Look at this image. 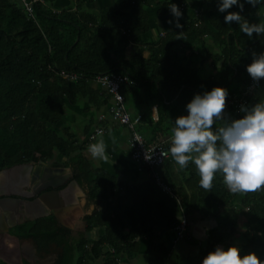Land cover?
<instances>
[{
  "label": "trees",
  "instance_id": "trees-1",
  "mask_svg": "<svg viewBox=\"0 0 264 264\" xmlns=\"http://www.w3.org/2000/svg\"><path fill=\"white\" fill-rule=\"evenodd\" d=\"M95 1L74 0L69 7L57 11L37 0L33 17L24 0H0V171L39 160L52 161L55 166L72 164L73 179L89 186L91 199L105 193L121 197L120 189H124V199L129 201L123 202L130 205L115 208L113 214L96 211L86 217L87 231L94 224L106 228L99 241H91L85 234L74 236L54 214L18 224L11 233L33 241L42 255L54 253V264H94L104 256V244L115 253L138 252L139 240L149 235L154 264H170L173 250L189 234L191 216L196 214L216 223L207 228L197 253L180 257L174 264H201L215 246L233 243L240 245L242 253L255 251L264 259V189L234 194L218 174L212 189L205 190L191 162L180 170L182 182L168 162L162 165L164 175H159L158 167L138 164L148 174V180L126 185L114 175L92 167L80 151L75 154L69 144L74 135L68 129H57L66 113L64 98L70 103L81 98L94 101L92 97L98 94L90 82L97 75L117 72L130 75L138 86L147 89L151 105L158 104L155 130L171 131L176 117L186 114L185 105L194 94L214 86L229 90L234 83L248 84L251 78L245 65L251 62L253 50H264V39L249 40L235 22L225 24L224 13L216 14L219 11L215 0H196V11L182 23V29L169 30L151 43L149 58L136 56L115 62L112 55L118 52L120 42L127 45L150 31V8H157L161 22L172 19L169 0H113V5L98 13L87 6ZM173 2L185 13L183 0ZM262 8L246 4L244 14L251 22H259L262 19L257 11ZM206 37L220 48L213 59L218 71L208 78L201 74L208 60L204 53ZM188 56H198L199 61ZM61 70L77 73L78 78L64 79ZM101 98L107 103L111 97L108 93ZM258 100L264 101V79L248 104ZM226 113L231 118L242 115L233 108ZM140 130L144 135V129ZM57 154L68 157V161L61 163ZM156 175L169 190L158 183ZM124 215L131 223L128 232L123 231ZM241 216L246 217L244 232L238 229ZM184 217L187 227L180 242L172 246L164 243L161 234L172 230L177 237V226Z\"/></svg>",
  "mask_w": 264,
  "mask_h": 264
},
{
  "label": "crops",
  "instance_id": "crops-1",
  "mask_svg": "<svg viewBox=\"0 0 264 264\" xmlns=\"http://www.w3.org/2000/svg\"><path fill=\"white\" fill-rule=\"evenodd\" d=\"M43 3L53 7L55 10L59 11L63 8L69 7L74 3V0H41ZM113 0H96L94 3H87V6L92 8L95 13H98L102 8L113 5ZM196 0H192L190 5H186V11L184 15L181 17V23L187 21L190 17L193 16L196 11ZM261 12H264V7ZM211 13H214L211 11ZM216 14H222L220 12H216ZM264 19V17H261ZM150 31L141 34L136 38L135 42L129 43L125 45L120 42L118 44V52L113 54V60L118 62L122 59H133L134 57L149 58L151 55V46L153 42L159 39L162 35H164L169 30L175 28L174 24H169L167 21L161 22L158 20V11L157 8H150ZM205 56L207 57V61L204 64L203 70L201 74L204 78L210 77L212 74L216 73L217 67L213 63V59L216 54L220 51L217 45L214 44L212 40L208 37L205 38ZM187 54H190V51L187 50ZM204 56V57H205ZM187 58L193 59L194 61H199L198 56ZM138 62V60H135ZM94 91L97 92L98 96L92 97L94 101L89 100L88 98H81L76 103H70L66 98H64V102L66 103V113L62 117V119L57 123V129L61 132L68 129L74 135L73 139L69 140V144L71 148L75 151H80L86 160L90 162L92 167L102 169L108 173L109 175H114L119 179V181L123 182L126 185H134L137 183H144L148 180V174L144 171L143 167L136 164L131 157V147H130V131L127 127L115 123L111 116L109 115V104L112 102L111 98L107 103L102 102L103 96L108 94L106 88L99 84L95 79L90 82ZM136 85V86H135ZM134 86V87H133ZM131 87V88H130ZM133 87V89H132ZM243 86L240 84L234 83L229 88V90L237 92ZM123 93L125 95V101L127 110L132 116L141 115L143 117L141 128L144 129V136L150 143L157 142L158 140L167 139L171 136V131L167 129L163 130H155L156 122L159 120V111L158 104L151 103L148 101V91L143 86H138L136 82L132 85L125 86L123 88ZM100 94V95H99ZM100 97V98H99ZM229 114V113H228ZM104 116V118H102ZM98 127H104L105 133L97 135L95 138H90L91 134L95 132ZM100 140H103L106 145V155L108 157L107 160H103L100 158H93L88 151V145L91 143H96ZM60 154H57L59 156ZM56 156V159H57ZM62 156V155H61ZM66 158L65 156H62ZM59 161V159H58ZM68 161V157H67ZM66 161V162H67ZM61 163H65L60 161ZM170 162L172 164V168L175 173L178 174L179 180H181V171L182 170L179 165L176 164L175 160L171 156L166 164ZM40 162L34 163V167L38 168V177L35 180L37 183H41V169L39 168ZM71 165L68 166H55L52 165V161L43 164V168H50V176L49 182L53 181H61L63 183L57 188L49 187L48 190H63L64 195L58 194H48L46 195V190H41L42 197L40 196L38 199L46 205V208L50 211V214H54L59 223L63 226L68 227L74 236H79L85 234L91 238V241H99L106 233V228L104 226H99L94 224L91 231H87V223L85 221L87 216L93 215L96 211H105V213L113 214L115 208L122 207L124 209L128 204V202L124 203L123 201H129L128 199H124V189H120L121 197L117 198L110 196L109 194H104L99 199L93 200L90 197V188L85 183L80 185L77 181L76 183L69 184V186L64 187V185L70 180L73 169ZM14 167V166H13ZM9 168L6 172L0 174V189L9 190L10 187H15V183H20L22 190L28 191L30 187H34L37 185H33L32 179L30 182V175L32 168L29 167V170L23 166H17L14 168ZM71 168V170L69 169ZM18 169L17 171H14ZM40 170V171H39ZM157 171L160 175H164V166H160L157 168ZM40 172V173H39ZM27 173V175H26ZM180 173V174H179ZM22 176L28 177L27 184H22V181L25 179H21ZM51 183V182H50ZM84 185H86V190H84ZM72 187V188H71ZM82 190V192H78ZM4 195L0 193V197ZM14 197L21 198L23 200H32V197H27L31 199H27L25 196L20 195H12ZM64 198V199H63ZM33 201V200H32ZM85 204H91V207L88 211H84ZM121 204V205H120ZM16 206V207H14ZM14 208V209H13ZM20 207H17V204H13L8 202V204L0 205V222L7 224L10 226L12 222H19V216H28L29 213L23 209L20 210ZM75 210L84 212L81 218L80 215L75 225L71 219H65L67 210ZM48 214V215H50ZM47 216V215H45ZM42 217V216H41ZM125 222L123 225V231L128 232L131 228V223L128 220L127 216L124 215ZM40 218V217H38ZM37 219V218H36ZM192 222L189 234L185 237V240L180 242L176 241L175 234L172 230L165 232L163 235L161 234V238L164 243H167L169 246H172L173 243L180 244L173 250L172 259L170 264H174L180 257L193 255L199 251L202 240L205 237L207 228H210L215 225L212 219H202L198 215L191 216ZM35 220V219H34ZM65 220V221H64ZM2 223H0V238L4 236V240H0V249L3 251H14L15 254H11L5 258L0 255V261H3L5 264H34L35 260L32 257V254L29 253L31 248L27 245L30 243L22 242L18 239L13 233H11L10 227L8 231L3 229ZM2 227V228H1ZM83 227V230H80ZM76 231V232H75ZM155 233L159 235V231L155 230ZM150 236H146L139 240V245L137 248L138 252H119L115 253L112 251V247L108 244H104L103 248H105V254L103 257L99 258L94 262V264H154V260L150 254ZM22 242V243H21ZM24 249L28 252L25 253ZM53 260H56V255L54 253L51 254H43L42 261L47 262L48 257H52ZM5 258V260L3 259ZM15 261V263L12 262ZM53 261V264L55 263ZM12 262V263H11Z\"/></svg>",
  "mask_w": 264,
  "mask_h": 264
},
{
  "label": "clouds",
  "instance_id": "clouds-1",
  "mask_svg": "<svg viewBox=\"0 0 264 264\" xmlns=\"http://www.w3.org/2000/svg\"><path fill=\"white\" fill-rule=\"evenodd\" d=\"M190 5L192 0H183ZM211 2V0H208ZM217 11L224 13L225 24L235 22L249 40L264 39V19L251 22L245 5L253 9L264 7V0H215ZM172 19L167 22L182 29L180 7L169 0L167 5ZM237 9L231 10L230 9ZM258 17L264 12L257 11ZM251 62L245 70L257 82L264 79V50L251 52ZM229 90L214 86L196 93L185 105L186 114L173 121L170 153L181 169L193 163L200 177L201 188L210 191L218 174L229 192L244 194L264 189V101L241 104L239 118H231L225 112ZM223 122L222 126H215ZM215 126V127H214ZM93 158L107 160L103 140L88 145ZM201 264H264L255 251L242 253L239 244L227 247L217 245L202 258Z\"/></svg>",
  "mask_w": 264,
  "mask_h": 264
},
{
  "label": "built area",
  "instance_id": "built-area-1",
  "mask_svg": "<svg viewBox=\"0 0 264 264\" xmlns=\"http://www.w3.org/2000/svg\"><path fill=\"white\" fill-rule=\"evenodd\" d=\"M37 0H24L25 8L27 12L35 17L33 4ZM60 75L64 79L74 81L78 78V74L74 72H68L61 70ZM96 80L99 84L104 86L107 92L110 94L112 102L109 104V115L112 120L120 125L128 128L130 131V147L131 157L137 164L156 168L162 166L172 156L169 149L171 145V136L167 139L158 140L154 143H148L143 133L141 132L142 116H132L127 110L125 95L123 88L125 86L132 85L134 80L130 75L125 73H105L96 76ZM261 80L254 82L252 79L248 84L243 86L239 91H229L227 97V108H233L236 112H239L241 104H248L250 97L260 88ZM104 118V116L102 117ZM105 133L104 127H98L94 133L91 134L90 138H95L99 134ZM156 179L165 189L169 190L159 176L156 175ZM187 227V221L184 217L182 222L177 226V237L176 241H179Z\"/></svg>",
  "mask_w": 264,
  "mask_h": 264
},
{
  "label": "water",
  "instance_id": "water-1",
  "mask_svg": "<svg viewBox=\"0 0 264 264\" xmlns=\"http://www.w3.org/2000/svg\"><path fill=\"white\" fill-rule=\"evenodd\" d=\"M43 164H44V161L41 160L40 164H39V168H41L43 166ZM17 166H22V167L24 166V167H26L29 170V167L32 168L34 166V162H30L28 164L15 165L14 167H17ZM6 170L7 169L1 170L0 174L6 172ZM39 176H41V175L39 174ZM37 177H38V174L36 173V171H34L33 174H32V183L36 182L35 180L37 179ZM27 179H28V177H26L22 181V184L23 183L27 184ZM44 180H46L45 183H43V184L37 183V185H35L33 187L35 193H39L41 190H44V191L46 190L47 191L46 192L47 196H48V194H51V193L58 194V195H64V191L63 190H54V191L48 190L49 187L57 188L58 186H60L63 183V180H61V181H59V180H57V181L51 180L50 181L51 183H50L49 182V177H47L45 175V173H43L41 181L44 182ZM76 184H78V183H76ZM14 186L15 187H10L9 190L0 189V193H2L4 195L2 198H0V203L3 202V201L11 202L13 204H17V207H20L19 208L20 210L25 209L29 213V215L27 217H25V218L20 215V217H21L19 219L20 223H22L25 220H34V219H36L38 217L50 214V211L48 210V208H46V205H44L41 202L40 199H36V200L32 201V200H23L21 198L12 196L13 194L14 195H20V196L23 195V196H25L27 198V197L32 196L34 194V192H31L30 190H28V191L22 190V187L20 186V183L16 182ZM42 195H41V197H42ZM14 207H16V206H14ZM2 224H3L2 226L4 227V229L6 231H8V229L10 227H13L17 223L16 222H12L10 224V226H8L7 224H4V223H2Z\"/></svg>",
  "mask_w": 264,
  "mask_h": 264
},
{
  "label": "flooded vegetation",
  "instance_id": "flooded-vegetation-1",
  "mask_svg": "<svg viewBox=\"0 0 264 264\" xmlns=\"http://www.w3.org/2000/svg\"><path fill=\"white\" fill-rule=\"evenodd\" d=\"M41 160H39V161H37V162H40ZM31 162H34V161H31ZM37 162H34V163H37ZM46 163V161H44V164ZM25 164H28V163H25ZM21 165V164H20ZM11 168V167H10ZM43 168V166L40 168L41 169V178H42V175H43V173H45V175L48 177V175H50V168H44V169H42ZM6 169H9V168H6ZM14 171H17V170H14ZM34 171H36V173L38 174V168L36 167H34L33 166V168H32V170H31V175H30V182H31V179H32V174H33V172ZM39 172V173H40ZM21 179H24V177H21ZM45 181L46 180H44V182H41V183H39V184H43V183H45ZM76 182V180H74L73 179V172H72V175H71V177H70V180L64 185V187H67V186H69V184H73V183H75ZM35 183H37V182H35ZM35 183H33V185H35ZM49 189V188H48ZM29 190L31 191V192H34V189H33V187H30L29 188ZM42 193V192H41ZM41 193H35L34 192V194L32 195V196H29V197H32V200H36V199H38L40 196H41ZM0 198H2V197H0ZM28 199H31V198H28ZM25 217H27V216H25ZM24 217V218H25ZM19 219L21 218L20 216L18 217ZM27 221H32V220H25V221H23L22 223H24V222H27ZM0 223H2V222H0ZM21 223V224H22ZM1 225V224H0ZM3 227V226H2ZM1 227V228H2ZM3 229H4V227H3ZM12 229V228H11ZM11 229H10V231H11ZM1 230V229H0ZM17 237V236H16ZM18 238V237H17ZM18 239H20V238H18ZM0 240H4V236L3 237H1L0 238ZM20 241H22V242H27V243H30L29 245H27L29 248H31V251L29 252V253H31L32 254V257H33V259L34 260H36V261H40L41 262V264H44L43 263V259H42V252L41 251H39L38 250V248H37V245L33 242V241H31V240H26V239H20ZM21 242V243H22ZM24 251H25V253L26 252H28L27 251V249L25 250L24 249ZM10 253L11 254H15V252L14 251H11V252H9V251H3L2 249H0V255L1 256H4L5 258H7V256H9L10 255ZM5 258H3L4 260H5ZM6 261V260H5ZM12 262L13 263H15V261L14 260H12ZM11 262V263H12Z\"/></svg>",
  "mask_w": 264,
  "mask_h": 264
},
{
  "label": "rangeland",
  "instance_id": "rangeland-1",
  "mask_svg": "<svg viewBox=\"0 0 264 264\" xmlns=\"http://www.w3.org/2000/svg\"><path fill=\"white\" fill-rule=\"evenodd\" d=\"M59 159V161H62V162H66L67 161V157L66 158H63L61 155H59V156H57V160ZM47 162H49V161H47ZM51 162V161H50ZM71 167V166H70ZM69 167V169L71 170V168ZM84 187V190H86V185H84L83 186ZM78 192H82V190H79ZM85 207L86 208H84V211H88L89 210V208L91 207V204H85ZM84 212H82V210H80V211H75V210H70V209H68L67 210V212H66V214H64V215H66V217H65V219H71L73 222H74V224L76 225L77 224V221L79 220L80 221V219H78V216H76L77 214L78 215H80V217L79 218H81L84 214H83ZM65 221V220H64ZM245 221H246V217L245 216H241L240 218H239V222H238V229H239V232H244V231H246V226H245ZM81 230H83V227L80 229V230H78V231H81ZM76 232V231H75ZM54 258H53V256L52 257H48L47 258V262H43L44 264H53V260ZM34 264H41V262L40 261H36L35 260V263Z\"/></svg>",
  "mask_w": 264,
  "mask_h": 264
},
{
  "label": "bare ground",
  "instance_id": "bare-ground-1",
  "mask_svg": "<svg viewBox=\"0 0 264 264\" xmlns=\"http://www.w3.org/2000/svg\"><path fill=\"white\" fill-rule=\"evenodd\" d=\"M23 167H21L20 169H22ZM15 170H18V169H15ZM5 174V173H4ZM26 175H27V173H26ZM1 176V175H0ZM50 175H48V177H49ZM22 177H24L25 178V176H22ZM72 188V187H71ZM64 199V198H63ZM2 204H8V202H6V201H3V202H1L0 203V205H2Z\"/></svg>",
  "mask_w": 264,
  "mask_h": 264
}]
</instances>
